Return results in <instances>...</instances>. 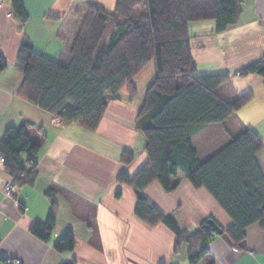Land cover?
Here are the masks:
<instances>
[{"label": "crops", "instance_id": "crops-1", "mask_svg": "<svg viewBox=\"0 0 264 264\" xmlns=\"http://www.w3.org/2000/svg\"><path fill=\"white\" fill-rule=\"evenodd\" d=\"M84 1L23 0L29 19L22 26L11 0H0V50L7 62V67L0 70V138L7 127L29 119L35 124L28 130L40 143L33 184L14 186V193L7 192L6 184L13 185L12 178L4 166L0 167V259L12 258L14 264H61L68 260L77 264H191L188 243L183 242L175 252V233L162 222L149 225L140 219L134 210L135 189L117 181L120 172L132 175L147 159L138 112L144 92L154 79V64L147 67V63L134 76V96L124 87L118 98L108 100L96 130L66 122L19 94L25 66L18 56L22 36L27 34L35 50L46 56L67 57L73 37L66 35L67 24L78 16L76 5ZM93 1L109 9L116 2ZM188 33L199 74H230L229 82L219 88L229 100L251 93L227 120L197 131L190 128L198 157L204 160L232 134L250 127L263 141L257 161L264 174V78L256 73L238 74L264 53V0H242L237 21L222 31H216L215 20L207 19L191 21ZM141 120L147 122L146 117ZM228 122L232 124L227 127ZM124 149L135 154L131 164L120 161ZM174 180L178 185L172 191L164 190L154 180L143 193L161 212L172 213L188 231L208 218L222 228L232 224L231 217L206 188L194 187L183 172ZM53 202L56 224L51 240L45 241L30 228L35 221L47 218ZM67 229L74 234L75 246L70 251H57L53 241ZM245 231L241 248L226 233H215L209 254L197 264L209 260L214 264H264V230L255 222Z\"/></svg>", "mask_w": 264, "mask_h": 264}, {"label": "trees", "instance_id": "trees-1", "mask_svg": "<svg viewBox=\"0 0 264 264\" xmlns=\"http://www.w3.org/2000/svg\"><path fill=\"white\" fill-rule=\"evenodd\" d=\"M242 0H116L112 9L93 0L82 2L85 11L72 37L67 57L52 58L35 50L27 34L18 50L25 61L19 94L66 122H77L96 130L110 98L128 88L134 96V76L153 62L155 76L144 92L138 123L144 137L146 161L132 175L122 171L117 181L131 185L136 192L135 214L149 225L159 222L176 235L174 251L187 242L188 259L197 264L209 254L215 231L202 222L195 230L180 226L172 213H163L143 193L157 180L172 191L183 172L194 187H204L231 217L223 228L235 246L241 248L245 229L259 222L264 230V174L257 161L263 148L261 137L250 127L231 135L210 156L201 160L193 145V130L227 120L250 97L247 92L225 98L219 88L229 82L228 73L199 74L192 58L188 25L191 21L215 20L216 31L237 21ZM13 13L23 26L29 19L23 0H11ZM7 67L0 50V70ZM260 74L264 78V53L238 74ZM146 117L147 122L141 120ZM35 123L29 119L9 126L0 138L3 166L15 187L33 184L37 176L40 143L29 132ZM135 154L124 149L120 161L131 164ZM48 195L52 191L47 190ZM117 196L120 192L116 193ZM21 210L24 205L20 204ZM56 224L52 203L47 218L35 221L31 231L49 241ZM75 246L72 230L53 241L57 251ZM1 257L0 264H14ZM61 264H77L75 260ZM207 264H214L209 260Z\"/></svg>", "mask_w": 264, "mask_h": 264}, {"label": "rangeland", "instance_id": "rangeland-1", "mask_svg": "<svg viewBox=\"0 0 264 264\" xmlns=\"http://www.w3.org/2000/svg\"><path fill=\"white\" fill-rule=\"evenodd\" d=\"M84 11H85V4H77L76 5V14L78 16H76L74 18H70L69 22L67 24L69 26L66 28V30H67L66 35L69 36L70 38L72 35H74L76 25H79ZM149 65H153V63L150 62L147 67H149ZM231 124H232L231 122H228L227 127L230 126ZM232 135H234V134H232ZM0 167H2V166H0ZM13 187H14V185H13ZM14 192H15V189H14L13 193Z\"/></svg>", "mask_w": 264, "mask_h": 264}, {"label": "water", "instance_id": "water-1", "mask_svg": "<svg viewBox=\"0 0 264 264\" xmlns=\"http://www.w3.org/2000/svg\"><path fill=\"white\" fill-rule=\"evenodd\" d=\"M204 227H211L216 233L222 234L223 228L213 219L208 218L203 224Z\"/></svg>", "mask_w": 264, "mask_h": 264}, {"label": "built area", "instance_id": "built-area-1", "mask_svg": "<svg viewBox=\"0 0 264 264\" xmlns=\"http://www.w3.org/2000/svg\"><path fill=\"white\" fill-rule=\"evenodd\" d=\"M4 163V157L2 155H0V166H3ZM6 190L9 193H13L14 191V187L12 184H6Z\"/></svg>", "mask_w": 264, "mask_h": 264}]
</instances>
